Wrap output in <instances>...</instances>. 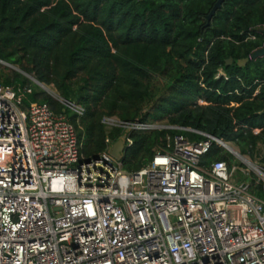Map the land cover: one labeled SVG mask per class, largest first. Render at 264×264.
<instances>
[{
	"label": "built area",
	"instance_id": "obj_1",
	"mask_svg": "<svg viewBox=\"0 0 264 264\" xmlns=\"http://www.w3.org/2000/svg\"><path fill=\"white\" fill-rule=\"evenodd\" d=\"M31 90L0 84V264H264L261 161L239 150L237 162L204 165L211 144L228 141L105 113L125 148L157 128L204 135L167 133L146 164L127 169L110 135L103 150L84 153V104L57 95L75 122L48 101L27 105Z\"/></svg>",
	"mask_w": 264,
	"mask_h": 264
},
{
	"label": "trees",
	"instance_id": "obj_2",
	"mask_svg": "<svg viewBox=\"0 0 264 264\" xmlns=\"http://www.w3.org/2000/svg\"><path fill=\"white\" fill-rule=\"evenodd\" d=\"M216 1L0 0V58L63 91L79 84L77 92L62 96L86 106L79 119L86 155L103 150L108 135L119 137L121 129L108 131L103 114L124 108L122 118L138 117L151 95L152 72L169 61L172 92L142 117L167 118L242 143L253 155L264 141V55L244 65L238 61L264 44V0H224L208 21ZM2 69L0 63V84L24 89L28 78L21 71L4 75ZM25 93L27 105L48 101L77 122V114L46 89ZM177 132L204 138L184 129L136 132L124 151V166L139 169L167 133ZM216 159L232 162L231 153L214 141L201 161L209 165ZM260 159L264 165V152Z\"/></svg>",
	"mask_w": 264,
	"mask_h": 264
},
{
	"label": "rangeland",
	"instance_id": "obj_3",
	"mask_svg": "<svg viewBox=\"0 0 264 264\" xmlns=\"http://www.w3.org/2000/svg\"><path fill=\"white\" fill-rule=\"evenodd\" d=\"M167 64V65H166ZM166 64H160V67L156 70H154L152 72V76H151V82H150V85H151V95H150V98L143 104L142 106V109L139 113L138 116H142V114H145V113H148V112H155V109L157 107V105L162 101V99L164 97H167L171 94L172 92V89L170 88V78L171 76L173 75L172 72H174L173 68H172V64L171 62L169 61L168 63ZM13 66L11 65H7L5 63H1V66H2V72L4 73V75L6 74H9L11 73L12 71L14 70H18L16 67H20L19 64L17 63H12ZM23 69V68H21ZM167 69V70H165ZM19 71V70H18ZM26 71V70H25ZM23 73V72H21ZM32 76L35 77V75L33 73H30ZM23 75H25L27 78H28V82H27V87H41V88H44L46 89L45 87L41 86L39 83H37L33 78H31L29 75L23 73ZM36 78V77H35ZM46 87H47V91L50 92L52 95H54L55 97H57V95H62L63 93H73V92H77L78 90V86L79 84L78 83H75L73 85H66L65 87V90H60L57 88V86L54 84V83H45L43 82ZM74 98V97H72ZM107 108L106 107H103V111H106ZM124 108H119L117 109L116 113L115 114H118L119 116L121 115L122 111L124 112ZM149 117H152V115H149ZM152 119V118H151ZM155 120H158V121H161V123H166V124H171L167 118H163V119H155ZM230 142V144L239 149L241 152H245L244 154H246V156L251 159L253 162H260L261 159H260V156L263 154L264 152V141H260L257 146L255 147L254 149V153L253 155H251L249 152H248V149L246 146H244V144L242 143H238V142H235V141H228ZM225 148V150L229 151L231 153V156H232V163L234 162H237L238 159H237V156L236 154H234L233 152H231L227 147L223 146ZM246 148V149H245ZM242 152V153H243Z\"/></svg>",
	"mask_w": 264,
	"mask_h": 264
},
{
	"label": "water",
	"instance_id": "obj_4",
	"mask_svg": "<svg viewBox=\"0 0 264 264\" xmlns=\"http://www.w3.org/2000/svg\"><path fill=\"white\" fill-rule=\"evenodd\" d=\"M223 1H224V0H217V1L214 3L212 9H211L210 12L207 14V19H208V21L211 20V17H212L213 14L216 12V10H217L219 7L222 6ZM260 30L264 33V27H261ZM262 55H264V44H263L262 46L256 48L255 50H253L250 56L245 57V58H243V59H240V60L238 61V63H239L240 65H244V64H246L251 58H252V59H255V58H257V57H259V56H262ZM233 61H234L233 57H229V58L227 59V63H228V64H231ZM0 63H5V64H7V65H11V66H13L11 62H8V61H6V60H4V59H1V58H0ZM16 68H17L19 71H21V72H23V73L29 75V76H30L31 78H33L37 83H39L41 86H43V87H45V88L47 89L46 85H45L43 82H41L39 79H37V78H35L34 76H32L29 72H27V71H25L24 69H21V68H19V67H16ZM125 149H126V148H125V146H124L123 139L119 138V139H117V140L115 141L114 145L111 147V152H112L115 156H117L118 158H123L121 152L124 151ZM229 150H230V151H233L232 149H229Z\"/></svg>",
	"mask_w": 264,
	"mask_h": 264
},
{
	"label": "bare ground",
	"instance_id": "obj_5",
	"mask_svg": "<svg viewBox=\"0 0 264 264\" xmlns=\"http://www.w3.org/2000/svg\"><path fill=\"white\" fill-rule=\"evenodd\" d=\"M222 144H223L225 147H227L228 149H232L234 152H236V153H238V154H241V152L239 151V149L233 147V146L230 144V142H223ZM244 157H245V156H244ZM248 160H249L250 162H252L249 158H248Z\"/></svg>",
	"mask_w": 264,
	"mask_h": 264
},
{
	"label": "flooded vegetation",
	"instance_id": "obj_6",
	"mask_svg": "<svg viewBox=\"0 0 264 264\" xmlns=\"http://www.w3.org/2000/svg\"><path fill=\"white\" fill-rule=\"evenodd\" d=\"M224 2V1H223ZM223 4V3H222ZM220 8V7H219ZM214 15V14H213ZM212 18V17H211ZM252 36V35H251ZM254 37H255V35H254Z\"/></svg>",
	"mask_w": 264,
	"mask_h": 264
}]
</instances>
